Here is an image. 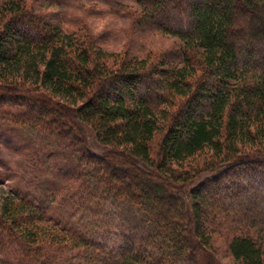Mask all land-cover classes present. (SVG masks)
<instances>
[{"label":"trees","instance_id":"trees-1","mask_svg":"<svg viewBox=\"0 0 264 264\" xmlns=\"http://www.w3.org/2000/svg\"><path fill=\"white\" fill-rule=\"evenodd\" d=\"M137 3L133 26L176 38L172 51L107 52L84 24L68 30L30 0H0V103L32 107L0 120L32 127V109L47 110L48 130L76 138L85 126L105 150L80 139L74 204L2 199L0 264H226L221 251L264 264V0ZM157 196L178 222H162ZM117 202L141 214L137 253L121 252V222L105 212Z\"/></svg>","mask_w":264,"mask_h":264},{"label":"rangeland","instance_id":"rangeland-1","mask_svg":"<svg viewBox=\"0 0 264 264\" xmlns=\"http://www.w3.org/2000/svg\"><path fill=\"white\" fill-rule=\"evenodd\" d=\"M30 1L40 11L58 13L62 20V27L65 29L78 30L84 24L90 33L100 37L98 38L100 46L107 52L129 51L133 57L143 58L161 51H172L173 46L177 44L176 38L162 35L148 25L133 26L132 13H141L137 0ZM31 108L30 104L23 101L9 100L0 103V112L9 110L11 114L18 111L30 112ZM31 113L39 114L42 118L39 125L32 127L28 124L14 125L0 120V210L2 199L5 197H27L33 200L27 195L29 191H32V195L39 201L44 202L47 208L50 207L51 201H55L57 205L61 200H64L65 204L73 203L66 198V193L70 192L72 196L74 192L78 190L80 192L77 188L81 186L79 178L81 163H79V154L75 151H82V147L86 145L96 154L105 153L104 147L85 126L80 125L82 129L78 133L79 136L73 138L72 131L70 133L68 128L61 125H54L51 130H48V119L53 115L51 112L43 110L39 113L32 109ZM54 131L66 132V139L59 140L52 135ZM80 139H84V145H80ZM80 160L84 164L93 166L97 173L102 169L101 165L86 157ZM105 180L112 181L108 178ZM139 190L142 194L144 193L143 190ZM72 198L75 199V196ZM91 202L95 203L94 200ZM154 202L158 208L169 213L161 216L162 222L165 220L178 222L182 218L180 210L177 207L175 210L172 209L166 199L157 196ZM107 211L115 214L121 222L119 234L125 236L126 243L120 245L124 247L120 249L121 252L137 253L144 240L143 235L146 233L139 210L135 206L117 202L111 209L105 210ZM212 211L214 212L213 209L207 208L205 213ZM90 213L96 215L95 210ZM47 227L59 230L53 222H49ZM218 257L219 262L231 264V257L224 251H221Z\"/></svg>","mask_w":264,"mask_h":264}]
</instances>
